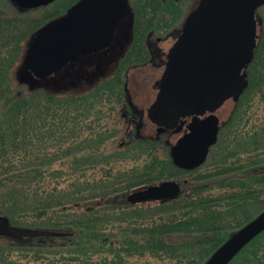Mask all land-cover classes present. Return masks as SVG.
<instances>
[{
	"label": "trees",
	"instance_id": "obj_1",
	"mask_svg": "<svg viewBox=\"0 0 264 264\" xmlns=\"http://www.w3.org/2000/svg\"><path fill=\"white\" fill-rule=\"evenodd\" d=\"M156 1L178 13L175 0ZM47 20L38 22L14 2L0 0V214L18 226L68 232L42 242L65 240L64 249L82 264L92 263L95 252L101 256L96 264H118L135 255L204 264L264 211V126L233 129L234 142L209 167L182 169L163 142L171 132L159 128L149 136L142 133L141 118L137 130L129 128V109L120 113L115 105L108 111L114 95L124 102V80L70 90L58 76L39 80L22 64L14 76L22 44ZM124 129L125 141L117 145L115 136ZM128 158L134 166L121 169ZM166 179L182 186L176 200L127 202L133 188ZM61 185L65 189H58ZM41 247L47 245L21 249ZM8 257L0 256V264H27ZM229 264H264V231Z\"/></svg>",
	"mask_w": 264,
	"mask_h": 264
},
{
	"label": "water",
	"instance_id": "obj_2",
	"mask_svg": "<svg viewBox=\"0 0 264 264\" xmlns=\"http://www.w3.org/2000/svg\"><path fill=\"white\" fill-rule=\"evenodd\" d=\"M34 7L51 0H16ZM100 0H80L68 13L41 27L30 39L23 67L43 80L62 70L81 55L106 47L124 14L126 0H104L115 5L100 7ZM264 0H199L186 16L181 31L166 54L158 79L156 99L147 117L161 129L178 131L183 119L192 116L171 149L175 165L195 169L207 160L217 143L221 118L217 111L248 87L246 68L257 46L256 9ZM96 10V11H95ZM94 19H104L107 30L99 32ZM182 193L174 179L134 188L127 196L132 204L175 200ZM264 231V211L235 233L204 264H229ZM66 231L21 227L0 214V235L12 238L63 236Z\"/></svg>",
	"mask_w": 264,
	"mask_h": 264
},
{
	"label": "rangeland",
	"instance_id": "obj_3",
	"mask_svg": "<svg viewBox=\"0 0 264 264\" xmlns=\"http://www.w3.org/2000/svg\"><path fill=\"white\" fill-rule=\"evenodd\" d=\"M176 4L178 5V13L175 12V14H172L171 12H159L156 14V17L154 19L152 27H156V25L163 20V24L161 25V29H155V28H148L144 30L143 32L135 33V38L139 37L137 40H135L134 45L130 50H127L128 52V63L123 65L121 69V75L117 76H109V74H104V79L101 80H117L121 79L124 80V102L126 105L121 106V101L117 96H113L110 100H108L107 108L108 111L111 110L112 107L115 105L117 106V110L121 112V110L127 109L130 110L131 115H138L139 110L143 109L144 111V124L142 128V133L153 136L157 133L156 125H154L147 117V108L150 106V104L155 100L157 95V80L159 79L162 71H163V60L165 58V54L169 50V48L172 46L174 41L176 40L179 32L181 31L183 22L187 16V14L190 13V11L196 6L198 0H175ZM147 4V1H145ZM160 5V1L155 2L156 5ZM166 4V3H165ZM153 5V4H151ZM167 5V4H166ZM148 7L145 8V15H144V22L146 24L147 21H150L151 15L150 12L147 10ZM173 8V7H172ZM165 11V10H164ZM177 15V16H176ZM33 17V16H32ZM176 17H178L176 19ZM38 20V22H41L47 17H34ZM160 18V19H159ZM170 19V21H169ZM159 20V22H158ZM168 21V23H167ZM158 22V23H157ZM170 22V23H169ZM167 23V24H166ZM160 24V23H159ZM262 28H264V19H262ZM166 27H163L165 26ZM129 35L128 38L131 40L132 35ZM29 38V37H28ZM140 42V44H138ZM28 43V42H27ZM27 43L24 42L22 44L23 50L21 51V59L17 60L16 66L13 69V74L16 76L18 73L17 65L22 64L26 53V47ZM138 44V46H137ZM130 58V59H129ZM132 58V59H131ZM131 60H134L131 62ZM129 64H131L129 66ZM120 65V64H119ZM80 67H84V74L81 77L76 78V76H71V78H65L61 79L63 83H66L68 86V89H80V87L87 86V84L94 83L98 81L99 79H96L94 77H91L92 72L98 71L100 67H103L105 69V66H96L95 64H85L79 65ZM78 66V67H79ZM129 66V67H128ZM115 68V62L109 64V66L106 65V72H110V70H114ZM127 69V70H126ZM255 72L251 69L247 70L246 74L249 75L251 79V83H249L248 89L245 91L243 95H241L237 102L234 101H227L218 111L217 113L221 117V120L224 121L227 125L226 131L219 137L218 143L212 148L209 158L207 162L204 164L203 168L209 167L211 165V162L218 157V154L220 150L223 151V148L227 144H232L234 142L233 139V129L240 130V131H247V130H253L255 127H261L264 126V84L263 81H260V78H256ZM98 74V73H97ZM90 75V76H89ZM70 77V76H68ZM110 82L106 81V84H109ZM105 85V84H104ZM67 90V91H70ZM118 90H114L113 93L117 94ZM112 92V91H111ZM127 97V98H126ZM128 99V103L127 100ZM131 99V100H130ZM121 104V105H120ZM124 107V108H123ZM136 107V108H131ZM128 111V110H127ZM122 116H126L122 114ZM122 116H120V119H123ZM112 120L110 119L109 122ZM112 123V122H111ZM122 126L123 121H121ZM130 128V123H127ZM133 129L137 130L136 126L132 127ZM126 129L123 131L120 130L117 132L115 136V142L116 144H121L123 141H125V135ZM221 133V132H220ZM178 137V134L172 133L168 134V136H165L164 140L170 141L171 144H173ZM127 140V139H126ZM163 140V142H165ZM167 142V144H168ZM129 157H131V153L128 154ZM127 156V155H126ZM143 162V159H139L138 162H136L137 165H141ZM135 162L131 159L125 160L121 164V169H132ZM55 167L61 165L60 162H56L53 164ZM49 189L53 188V186H48ZM58 189H65L64 185H61L58 187ZM127 196V195H126ZM123 196H117L116 200L121 201ZM152 205L156 203H151ZM137 205V204H136ZM66 244L65 240L62 239H54L53 241L61 242ZM68 242V241H67ZM4 255L5 257L11 258L13 261H23L27 262V264H82L81 263V257H75L67 251L66 249H62L56 245L55 247H41V248H34V249H26L23 250L19 246H6L2 243H0V256ZM100 254L94 253L93 258L90 262V264H96L100 262ZM118 264H169L168 261L162 260L159 258L152 257L150 255L140 256L135 255L132 257L126 258L125 262H121Z\"/></svg>",
	"mask_w": 264,
	"mask_h": 264
},
{
	"label": "flooded vegetation",
	"instance_id": "obj_4",
	"mask_svg": "<svg viewBox=\"0 0 264 264\" xmlns=\"http://www.w3.org/2000/svg\"><path fill=\"white\" fill-rule=\"evenodd\" d=\"M8 1H12L14 2V4L17 6V8L24 14L28 15V16H33V17H47L48 20L45 22L47 23L48 21L55 19V18H59L62 17L64 15H66L69 11V9L75 5L76 3H78L80 0H51L49 2L46 3H42L40 5L34 6V7H22L20 6L16 0H8ZM147 1V4L146 2ZM185 1V0H184ZM164 2H166V0H164ZM198 2V1H197ZM116 2H111L110 4L107 1L104 0H100L97 3H95V7L99 8L100 7V13H102L104 11V7H107L109 5H115ZM153 4V5H151ZM150 6L148 7V11L150 12V21H147L146 24L144 22V15H145V8L146 6ZM171 7V6H169ZM165 10V11H164ZM96 11V10H95ZM171 12L172 14H175V10L171 7L168 10L163 9L160 7V5H156L155 6V2L154 0H126V6H125V11L124 14L122 15V17H120L119 21L117 22V24L115 25L114 28V35L112 37V41L106 46L103 47L102 49L95 51L91 54L88 55H81L77 60L70 62L66 67H64L62 70L54 73L52 76L56 75L61 79H65V78H71V76H76V78L81 77V75L83 76L84 74V67H80L79 65H85V64H95L96 66L100 67V66H105L106 69V65L109 66V64L115 62V68L112 72V70H110V72H106V70L108 69H104L103 67H100L98 69V71H94L91 74V77H94L96 79H104V74H109V76H117V75H121L117 74V69H118V65L119 64H127L128 63V52L127 50H130V48L133 47L135 40H137L139 37L135 38V33H140L143 32L144 30L148 29V28H155L157 29H161V25L158 23L156 25V27H152L154 19L156 17V14H158L159 12ZM160 19V18H159ZM262 19H264V4L260 5L257 9H256V22H257V46L255 48L254 51V56L252 61L250 62V64L248 65L247 70L251 69L253 70L256 75V78H260V81H263L262 83L264 84V28H262ZM95 22H97V24H99V26L96 27V29H98L99 32L101 31H105L107 30L104 26V19H94ZM44 24H41L39 27H37L35 30H33V32L30 34L29 36V40L32 38V36L34 35V33L36 31H38ZM163 27H166L163 26ZM127 34H131V40L128 38L129 35ZM28 40V41H29ZM29 43V42H28ZM138 44H140V42H138ZM137 44V46H138ZM132 59V58H131ZM134 61V60H131ZM164 64H165V58L163 60ZM163 64V66H164ZM79 66V67H78ZM127 70V69H126ZM98 73V74H97ZM70 76V77H68ZM90 76V75H89ZM249 83H251V79L249 77V75L247 76ZM157 87H158V80H157ZM158 90V89H157ZM245 93V92H244ZM243 93V94H244ZM242 94V95H243ZM241 96V95H240ZM239 96V97H240ZM238 97V98H239ZM127 98V97H126ZM238 98H234V99H230V101H232V103L234 101L237 102ZM127 103L129 102L128 99ZM131 100V99H130ZM229 101V100H228ZM131 108H136V107H131ZM144 110L141 109V111L139 110V112H141V115H130L126 118L129 119V123H130V128H132L133 126H139V121L140 118L143 119V112ZM192 116H189L187 118H185L182 121V125L180 127V129L178 131H175L176 134L181 135L185 128L187 127L188 123L191 121ZM225 124V122L223 121V125ZM167 132H169L167 130ZM173 133V132H172ZM171 133V134H172ZM178 138V137H177ZM177 140V139H176ZM165 142H168V140H164ZM168 145L170 146V149L172 148V145L170 143V141L168 142ZM159 203L161 201H158ZM155 202V203H158ZM140 204H145V205H151V203H140ZM51 238L49 236H37V237H21V238H12V237H8L5 235H0V243L9 246H19L20 248L27 246L28 244L33 245V246H39L40 245H47V246H51L54 247L56 245H58V247L64 249V241H53L52 242H48L46 243L45 241L42 242V238ZM4 256V255H2Z\"/></svg>",
	"mask_w": 264,
	"mask_h": 264
}]
</instances>
